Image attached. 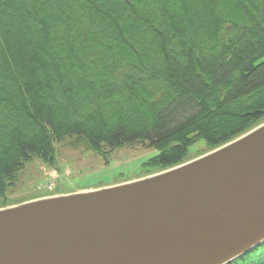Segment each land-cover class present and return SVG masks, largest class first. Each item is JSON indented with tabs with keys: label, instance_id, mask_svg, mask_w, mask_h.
<instances>
[{
	"label": "trees",
	"instance_id": "obj_1",
	"mask_svg": "<svg viewBox=\"0 0 264 264\" xmlns=\"http://www.w3.org/2000/svg\"><path fill=\"white\" fill-rule=\"evenodd\" d=\"M263 122L264 0H0V200L58 143L153 172Z\"/></svg>",
	"mask_w": 264,
	"mask_h": 264
},
{
	"label": "water",
	"instance_id": "obj_2",
	"mask_svg": "<svg viewBox=\"0 0 264 264\" xmlns=\"http://www.w3.org/2000/svg\"><path fill=\"white\" fill-rule=\"evenodd\" d=\"M264 243V123L169 169L0 208V264H230Z\"/></svg>",
	"mask_w": 264,
	"mask_h": 264
},
{
	"label": "rangeland",
	"instance_id": "obj_3",
	"mask_svg": "<svg viewBox=\"0 0 264 264\" xmlns=\"http://www.w3.org/2000/svg\"><path fill=\"white\" fill-rule=\"evenodd\" d=\"M189 151L185 162L209 152L204 141L192 145ZM157 153L154 148L126 146L99 155L84 146L73 147L69 141L58 143L55 164L38 158L29 162L8 189L7 197L0 200V208L108 187L160 172H149L143 166Z\"/></svg>",
	"mask_w": 264,
	"mask_h": 264
}]
</instances>
